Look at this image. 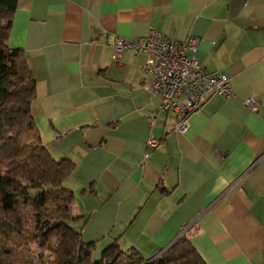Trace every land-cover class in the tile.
Returning <instances> with one entry per match:
<instances>
[{
    "label": "crops",
    "instance_id": "obj_1",
    "mask_svg": "<svg viewBox=\"0 0 264 264\" xmlns=\"http://www.w3.org/2000/svg\"><path fill=\"white\" fill-rule=\"evenodd\" d=\"M151 30L196 36L189 54L228 78L185 132L143 86V54L115 52ZM7 44L41 142L72 163L70 225L92 260L110 244L151 260L185 235L206 264H264V0H16Z\"/></svg>",
    "mask_w": 264,
    "mask_h": 264
},
{
    "label": "trees",
    "instance_id": "obj_2",
    "mask_svg": "<svg viewBox=\"0 0 264 264\" xmlns=\"http://www.w3.org/2000/svg\"><path fill=\"white\" fill-rule=\"evenodd\" d=\"M15 7L16 0H0V264H206L185 235L149 262L116 244L92 261L93 244L70 225L73 195L62 186L72 163L41 142L30 110L34 78L7 44Z\"/></svg>",
    "mask_w": 264,
    "mask_h": 264
},
{
    "label": "built area",
    "instance_id": "obj_3",
    "mask_svg": "<svg viewBox=\"0 0 264 264\" xmlns=\"http://www.w3.org/2000/svg\"><path fill=\"white\" fill-rule=\"evenodd\" d=\"M197 43L198 38L194 35H188L180 42L155 30L138 41L122 37L115 39V52L132 48L143 54V86L150 97L158 98L160 111H170L176 115L179 132L188 129L190 115L212 95L230 94L227 76L205 70L189 54L196 49ZM253 101V98H249L244 103L255 110ZM157 142L156 138L149 137V145L154 146Z\"/></svg>",
    "mask_w": 264,
    "mask_h": 264
},
{
    "label": "rangeland",
    "instance_id": "obj_4",
    "mask_svg": "<svg viewBox=\"0 0 264 264\" xmlns=\"http://www.w3.org/2000/svg\"><path fill=\"white\" fill-rule=\"evenodd\" d=\"M44 252H46L45 250H44ZM96 259H99V256H97V258ZM92 261H94V260H92Z\"/></svg>",
    "mask_w": 264,
    "mask_h": 264
},
{
    "label": "water",
    "instance_id": "obj_5",
    "mask_svg": "<svg viewBox=\"0 0 264 264\" xmlns=\"http://www.w3.org/2000/svg\"><path fill=\"white\" fill-rule=\"evenodd\" d=\"M167 247H168V246H166L165 248H167ZM165 248H164V249H165ZM149 261H150V260H147V262H149Z\"/></svg>",
    "mask_w": 264,
    "mask_h": 264
}]
</instances>
